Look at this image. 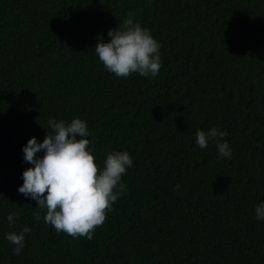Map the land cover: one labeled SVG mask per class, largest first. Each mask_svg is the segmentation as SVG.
I'll list each match as a JSON object with an SVG mask.
<instances>
[{"label": "trees", "instance_id": "trees-1", "mask_svg": "<svg viewBox=\"0 0 264 264\" xmlns=\"http://www.w3.org/2000/svg\"><path fill=\"white\" fill-rule=\"evenodd\" d=\"M130 10L161 42L155 77H117L95 53ZM76 117L98 170L111 151L134 159L92 240L36 222L18 191L22 146ZM214 126L230 159L196 144ZM261 201L264 0H0V264H264ZM25 225L16 255L5 234Z\"/></svg>", "mask_w": 264, "mask_h": 264}, {"label": "clouds", "instance_id": "clouds-1", "mask_svg": "<svg viewBox=\"0 0 264 264\" xmlns=\"http://www.w3.org/2000/svg\"><path fill=\"white\" fill-rule=\"evenodd\" d=\"M135 16L130 10L121 27L107 31L110 37L107 41L103 33H98L95 53L107 71L117 77L133 73L155 77L162 66V45L151 29L144 27ZM47 125L42 141L33 136L22 146L23 159L31 166L23 171V183L18 191L36 202L38 210L33 212L36 222L43 219L57 232L92 240L96 227L104 223L107 212L112 211L115 202L124 195L127 186L122 175L134 166V159L127 150L111 151L98 170L95 149L89 147L91 132L85 120L79 117L71 121L49 119ZM228 135L227 130L218 126L207 131L197 130L196 144L205 149L213 142L219 156L230 159L233 151L225 139ZM179 188L180 185H176L175 190ZM255 216L264 221V201L255 206ZM18 218V213H9V226ZM30 232L31 227L25 225L19 232L5 234L14 245V254L23 252L26 234Z\"/></svg>", "mask_w": 264, "mask_h": 264}]
</instances>
